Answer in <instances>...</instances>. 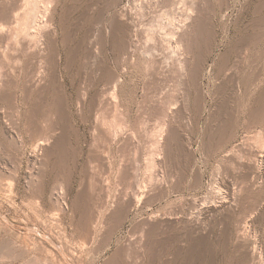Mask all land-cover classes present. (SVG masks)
<instances>
[{"label": "rangeland", "instance_id": "374dc122", "mask_svg": "<svg viewBox=\"0 0 264 264\" xmlns=\"http://www.w3.org/2000/svg\"><path fill=\"white\" fill-rule=\"evenodd\" d=\"M52 6L35 50L0 43V264L264 263V0ZM157 21L187 32L145 61Z\"/></svg>", "mask_w": 264, "mask_h": 264}, {"label": "bare ground", "instance_id": "6f19581e", "mask_svg": "<svg viewBox=\"0 0 264 264\" xmlns=\"http://www.w3.org/2000/svg\"><path fill=\"white\" fill-rule=\"evenodd\" d=\"M54 1L55 0H0V43L1 42H5L6 41V43L8 42V45H9V48H8V45H7V48L8 49H10V51H11V53L13 54V55H16V54H18V53H20L21 52V54H22V52H24V50L26 49V48H32V49H34L35 50V47H37L36 45L37 44H39V42H41L43 39L45 40V38H48V36H50V34H51V29H52V27H51V25L49 24V15H50V12L52 11V9H53V7L54 6H52L53 5V3H54ZM136 1V0H135ZM162 1V0H161ZM171 1V0H170ZM185 1V0H184ZM195 1V0H194ZM142 2V1H141ZM143 2H144V0H143ZM149 2V1H148ZM152 2V1H151ZM158 2V1H157ZM141 4V3H140ZM144 4V3H143ZM175 4V3H174ZM190 4V3H189ZM194 4V3H193ZM130 5V4H129ZM154 5V4H153ZM177 5V4H176ZM182 5V4H181ZM93 6V5H92ZM97 6V5H96ZM128 6V5H127ZM139 6V5H138ZM143 6V5H142ZM150 6V5H149ZM156 6V5H155ZM154 6V7H155ZM178 6H180V5H178ZM196 6V5H195ZM141 7V6H140ZM152 7V6H151ZM136 8H137V6H136ZM190 8V7H189ZM134 9V8H133ZM141 8H139L138 10H140ZM144 9V8H143ZM177 9H179L178 7H177ZM185 9V8H184ZM194 9V8H193ZM88 10V9H87ZM171 10V9H170ZM102 11V10H101ZM127 12H128V10H126ZM183 11V10H182ZM181 11V12H182ZM190 11H192V10H190ZM199 11V10H198ZM118 12H120V11H118ZM152 12V11H151ZM177 12V11H176ZM186 12V11H185ZM116 13V12H115ZM138 13V12H137ZM183 13V12H182ZM181 13V14H182ZM191 13V12H190ZM165 13H163V15H164ZM171 15V14H173V12H171V14L170 13H167V14H165L164 15V17H167V15ZM175 14V13H174ZM126 15V14H125ZM124 15V16H125ZM139 15V14H138ZM152 15V14H151ZM158 15V14H157ZM156 15V16H157ZM186 15L184 14V16H183V18L185 17ZM65 17V16H64ZM81 17V16H80ZM89 17V16H88ZM131 17V16H130ZM129 17V18H130ZM155 17V16H154ZM162 17V16H161ZM161 17H157V19H159V18H161ZM177 17V16H176ZM188 17H189V15H188ZM49 18V19H48ZM151 18V20L153 19V17H150ZM181 18H182V16H181ZM191 18V17H190ZM190 18H188V20L190 19ZM163 19V18H162ZM162 19H160V20H162ZM165 19V18H164ZM175 19H177V18H174V16L172 15L170 18H166V21H164V22H167L166 24H168L167 26H168V28H171L172 26H173V24H175ZM100 20V19H99ZM154 20V19H153ZM155 20H156V18H155ZM154 20V21H155ZM132 21V20H131ZM140 21V20H139ZM185 21H186V19H185ZM78 22V21H77ZM143 22V21H142ZM149 23L151 22V21H148ZM153 22V21H152ZM160 22V21H159ZM177 22V21H176ZM183 22V21H182ZM118 23V22H117ZM156 23H158V21L156 22ZM116 24V23H115ZM143 24V23H142ZM146 24V23H145ZM166 24H164V25H166ZM183 23H181V25H182ZM185 24V23H184ZM144 25V24H143ZM147 25V24H146ZM150 25H151V23H150ZM149 25V26H150ZM154 25V24H153ZM151 26V27H149L148 28V31H147V29L145 30L144 29V32L145 31H147V32H145V34H146V37L144 36V39H146L145 40V44H143L142 45V48H141V50H142V54H145V56H144V60L145 61H147V60H151V58H152V56L153 55H151L152 53V51H155L154 49L155 48H153V50H152V45L150 46V44H152V43H154V41L156 40L157 42H160L161 43V45L162 46H168V47H170V45H171V43L173 44L174 43V40H176L177 41V38H179V41H177V43H179L180 42V39L183 37L182 35V33L181 32H183V31H181V29H180V32L178 31V30H170V29H166L165 30V28L161 25V24H157V25H155V26ZM179 26H180V24H178ZM134 26V25H133ZM145 26V25H144ZM148 26V25H147ZM175 26V25H174ZM117 27V26H116ZM129 27V26H128ZM153 27H155V28H153ZM176 27V26H175ZM198 27V26H197ZM132 28V27H131ZM130 27H129V31H130V29H131ZM144 28V27H143ZM179 28V27H178ZM141 28H139V30H140ZM138 30V29H137ZM170 30V31H169ZM55 31V30H54ZM111 31V30H110ZM132 31V30H131ZM141 31H142V29H141ZM109 32V31H108ZM113 32V31H112ZM133 32H134V30H133ZM185 32H187V31H184V33ZM114 34V33H113ZM131 34V33H130ZM133 35H135V34H133ZM132 35V36H133ZM140 35V34H139ZM193 35V34H192ZM198 35V34H197ZM138 35H135V38L137 37ZM185 36V35H184ZM111 37V36H110ZM52 38V37H51ZM131 38H134V37H129V40L130 41H128V43H127V45L129 46L128 48H131L132 49V47H135L136 49H138L137 48V45L135 44L136 42H134V40L133 39H131ZM189 38V37H188ZM197 38V37H196ZM121 39V38H120ZM123 39V38H122ZM159 41H158V40ZM52 40V39H51ZM133 40V41H132ZM143 40V39H142ZM135 41H137V40H135ZM144 41V40H143ZM156 41H155V43H156ZM191 41V40H190ZM189 41V42H190ZM52 42V41H51ZM122 42V41H121ZM132 42H134V44L132 43ZM123 43V42H122ZM138 43V42H137ZM159 43V44H160ZM177 43H175V44H177ZM116 44V43H115ZM148 44H149V46H148ZM158 44V45H159ZM192 44V43H191ZM190 44V45H191ZM90 45V44H89ZM117 45H118V43H117ZM141 45V44H140ZM145 45V46H144ZM157 45V44H156ZM160 45V46H161ZM98 46V45H97ZM144 46V47H143ZM153 46H155V45H153ZM164 46V47H165ZM166 46V48L165 49H167L168 47ZM178 46V45H177ZM188 46V45H187ZM192 46V45H191ZM34 47V48H33ZM41 47V46H40ZM139 47V46H138ZM151 47V48H150ZM25 48V49H24ZM87 48V47H86ZM125 48V47H124ZM134 48V49H135ZM157 48V47H156ZM171 48V47H170ZM175 48V47H174ZM173 48V49H174ZM177 48V47H176ZM180 48V47H179ZM32 49H29V52H31L32 51ZM160 49V48H159ZM169 49V48H168ZM172 49V50H173ZM178 49V48H177ZM183 49V48H182ZM26 50H28V49H26ZM26 50H25V52H26ZM34 50L32 51L33 52V54H35L34 53ZM42 50H43V48H42ZM89 50V49H88ZM188 50V49H187ZM4 51V50H3ZM128 51V50H127ZM132 51V50H131ZM36 52V51H35ZM170 52V51H169ZM10 53V54H11ZM37 53V52H36ZM151 53V54H150ZM174 53H176V52H174ZM1 54V53H0ZM20 54V55H21ZM154 54V53H153ZM163 54V53H162ZM4 55V54H3ZM30 55V54H29ZM38 55V54H37ZM155 55V54H154ZM46 56V55H45ZM184 56V55H183ZM7 57V56H6ZM52 57V56H51ZM88 57V56H87ZM154 57V56H153ZM168 57V56H167ZM165 58V57H164ZM7 59H8V57H7ZM48 59V58H47ZM59 59V58H58ZM174 59V58H173ZM176 59V58H175ZM187 59V58H186ZM11 60H13V59H11ZM15 60V59H14ZM49 60V59H48ZM154 60V59H153ZM4 61V60H3ZM41 61V60H40ZM46 61V60H45ZM51 61V60H50ZM152 61V60H151ZM151 61H150V63H151ZM155 61V60H154ZM176 61V60H175ZM187 61V60H186ZM12 62V61H11ZM16 62V61H15ZM156 62H157V60H156ZM178 62V61H177ZM188 62V61H187ZM186 62V63H187ZM13 63V62H12ZM11 63V64H12ZM18 63V62H17ZM132 63V62H131ZM149 63V62H148ZM167 63V62H166ZM169 63V62H168ZM4 64V63H3ZM21 64V63H20ZM37 65V64H36ZM148 65H150V64H148ZM7 66V65H6ZM15 66V65H14ZM183 66V65H182ZM5 67V66H4ZM27 67V66H26ZM40 67V66H39ZM38 67V69H41V68H39ZM37 68V67H36ZM162 68V67H161ZM0 69H2L1 67H0ZM15 69H17V68H15ZM27 69V68H26ZM38 69H36V70H38ZM175 69V68H174ZM5 70V69H4ZM9 70V69H8ZM35 70V68L33 69V71ZM185 70V69H184ZM1 71V70H0ZM3 72V71H2ZM14 73H15V70L13 71ZM18 72H19V70H18ZM27 72V71H26ZM42 72H44V71H42V70H40V71H35L34 73H32L31 75H26L25 76V81H26V87H27V89L28 90H31V89H36V88H38L39 86H41L40 84V82L42 81V79H44V73H42ZM5 73H8V72H6L5 71ZM153 73V72H152ZM155 74H156V72H155ZM15 75H16V73H15ZM18 75V74H17ZM3 76V75H2ZM13 76V75H12ZM11 76V74H7L6 76H5V81L7 82V84L9 83V84H13V82L15 83V80H14V78ZM57 76V75H56ZM3 78V77H2ZM20 79V78H19ZM57 79V78H56ZM111 79H112V77H111ZM115 79V78H114ZM4 80V79H3ZM1 83V82H0ZM5 84V83H4ZM3 84V85H4ZM16 84V83H15ZM62 84V83H61ZM47 85V84H46ZM46 85H44V86H46ZM59 87V86H58ZM25 88V87H24ZM41 88V87H40ZM44 88V87H43ZM43 88H42V90H43ZM25 90V89H24ZM44 91V90H43ZM57 93V92H56ZM12 96V95H11ZM27 96V95H26ZM3 97V96H2ZM40 97V96H39ZM42 97V96H41ZM56 101V100H55ZM60 102V101H59ZM58 102V103H59ZM170 106V105H169ZM33 110V109H32ZM260 114H261V112H259ZM33 115V114H32ZM164 115V114H163ZM175 117V116H174ZM263 118V117H262ZM175 120V119H174ZM260 121H262V120H260ZM110 124V123H109ZM108 124V125H109ZM115 124H116V122H115ZM115 124H113V125H115ZM163 124V123H162ZM165 124V123H164ZM162 126V125H161ZM114 127V126H113ZM112 127V128H113ZM115 127L118 129V130H120V128H121V124H117V125H115ZM116 128H114V129H116ZM126 128V127H125ZM121 129H123V126H122V128ZM161 129V128H160ZM172 128H170V131H172L171 130ZM160 132H161V130H159ZM168 131V130H167ZM169 131V132H170ZM175 131V130H174ZM125 132V131H124ZM159 132V133H160ZM162 133V132H161ZM160 133V134H161ZM167 133V132H166ZM171 133V132H170ZM154 135V134H153ZM157 136H159L158 134H156ZM162 135V134H161ZM178 135V134H177ZM118 136V135H117ZM163 136V135H162ZM162 136H159V137H162ZM133 137V136H132ZM134 139V138H133ZM46 140H48V139H46ZM177 140V139H176ZM49 141V140H48ZM160 140H158L157 142H159ZM56 142V141H55ZM156 142V143H157ZM161 143H162V140L160 141ZM159 142V143H160ZM51 143V142H50ZM155 143V144H156ZM159 143H157V144H159ZM56 144V143H55ZM40 145H42L43 147H46L45 146V144H40ZM47 145V144H46ZM160 145V144H159ZM47 146H50V145H47ZM158 146V145H157ZM157 146H156V148H157ZM39 147V146H38ZM38 147H35V148H38ZM41 147V146H40ZM154 147V146H153ZM160 147V146H159ZM158 147V148H159ZM164 148V147H163ZM51 149V148H50ZM264 149V148H263ZM34 150V149H33ZM166 150V149H165ZM164 152V151H163ZM62 154V153H61ZM61 154H59V155H61ZM99 155V154H98ZM158 156H159V154H158ZM161 157V156H160ZM159 157V158H160ZM150 159V158H149ZM263 161V160H262ZM152 162V161H151ZM151 162H149V164H148V169H151L152 167H151V165L153 166V163H151ZM159 162V161H158ZM156 165V164H155ZM121 167H123V166H121ZM160 167V166H159ZM125 168H126V166H125ZM119 170L121 169V168H118ZM129 169V168H128ZM153 170H155V169H153ZM152 170V171H153ZM156 172V171H155ZM125 173V172H124ZM151 173V172H150ZM155 178V177H154ZM151 181V180H150ZM159 182V181H158ZM158 191V190H157ZM233 196V195H232ZM233 204V203H232ZM221 213V212H220ZM191 218H192V216H191ZM160 220V219H159ZM163 220V219H162ZM149 222H150V220H149ZM175 222V221H174ZM192 222V221H191ZM198 222V221H197ZM147 223V222H146ZM165 224V223H164ZM188 225V224H187ZM243 226V225H242ZM206 227V226H205ZM247 230V229H246ZM244 231V230H243ZM243 231L242 232H240L239 234H242L243 233ZM246 235V234H245ZM240 236V235H239ZM243 236V235H242ZM244 237V236H243ZM240 238H242V237H240ZM245 238V237H244ZM243 238V239H244ZM140 245V244H139ZM251 253H253L254 254V252H249V253H247L246 254V257H247V259L248 260H250V262L252 263V264H264V263H262V261L261 262H259V263H255V256L253 255V254H251ZM253 257H254V259H253ZM258 259V258H257ZM255 260V261H254ZM249 262V263H250ZM254 262V263H253ZM258 262V261H257Z\"/></svg>", "mask_w": 264, "mask_h": 264}]
</instances>
